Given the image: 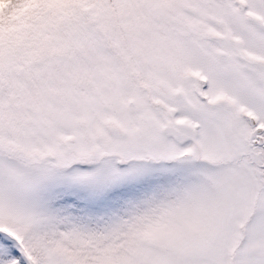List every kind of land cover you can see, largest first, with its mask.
Masks as SVG:
<instances>
[{
  "label": "snow or ice",
  "instance_id": "1",
  "mask_svg": "<svg viewBox=\"0 0 264 264\" xmlns=\"http://www.w3.org/2000/svg\"><path fill=\"white\" fill-rule=\"evenodd\" d=\"M0 264H264V0H0Z\"/></svg>",
  "mask_w": 264,
  "mask_h": 264
}]
</instances>
